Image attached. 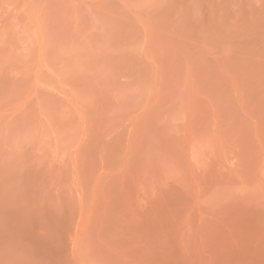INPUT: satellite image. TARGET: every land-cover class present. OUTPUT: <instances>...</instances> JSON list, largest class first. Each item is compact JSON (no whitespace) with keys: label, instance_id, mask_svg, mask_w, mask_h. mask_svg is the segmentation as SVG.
Wrapping results in <instances>:
<instances>
[{"label":"rangeland","instance_id":"obj_1","mask_svg":"<svg viewBox=\"0 0 264 264\" xmlns=\"http://www.w3.org/2000/svg\"><path fill=\"white\" fill-rule=\"evenodd\" d=\"M0 264H264V0H0Z\"/></svg>","mask_w":264,"mask_h":264}]
</instances>
